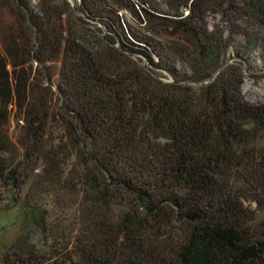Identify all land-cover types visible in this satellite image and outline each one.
<instances>
[{
	"label": "trees",
	"instance_id": "1",
	"mask_svg": "<svg viewBox=\"0 0 264 264\" xmlns=\"http://www.w3.org/2000/svg\"><path fill=\"white\" fill-rule=\"evenodd\" d=\"M75 3L0 0V264H264V0Z\"/></svg>",
	"mask_w": 264,
	"mask_h": 264
},
{
	"label": "rangeland",
	"instance_id": "2",
	"mask_svg": "<svg viewBox=\"0 0 264 264\" xmlns=\"http://www.w3.org/2000/svg\"><path fill=\"white\" fill-rule=\"evenodd\" d=\"M69 3L73 6V2L76 0H68ZM74 7V6H73ZM123 13H125L123 11ZM77 14H80L77 12ZM126 22L133 27L138 28L135 21L131 18V15L127 12L125 13ZM98 26L103 28L101 23H97ZM104 29V28H103ZM103 34L107 35V31L104 29ZM136 58L141 60V63L147 64L152 71V67L149 62L143 58L141 55H134ZM229 62L235 61L240 64L244 72V83L242 87V92L246 100L262 104L264 103V57L258 50H255L252 54L242 57L236 56L231 50V53L228 55ZM155 70V69H154ZM157 75H160L163 80H169L172 77L159 70L154 71ZM166 81V82H167ZM40 83V82H39ZM40 85V84H39ZM42 85V84H41ZM197 85V84H195ZM43 86V85H42ZM55 90V87H53ZM55 103V97L53 96ZM57 101V100H56ZM16 124V123H15ZM13 125L12 129H14ZM18 127L16 125L15 130ZM18 132V131H17ZM24 231V218L20 208L11 209V210H2L0 211V262L1 258L6 252V249L11 245V243L16 239V237L23 233Z\"/></svg>",
	"mask_w": 264,
	"mask_h": 264
},
{
	"label": "water",
	"instance_id": "3",
	"mask_svg": "<svg viewBox=\"0 0 264 264\" xmlns=\"http://www.w3.org/2000/svg\"><path fill=\"white\" fill-rule=\"evenodd\" d=\"M73 6H74V8H76V3L75 2H73ZM144 66H145L146 69L150 70V68H149V66L147 64H144ZM220 70L221 69L216 71L208 80L203 82V84H207V83L211 82L216 77V75L220 72ZM164 81H167V80H164ZM167 82H173V79H169Z\"/></svg>",
	"mask_w": 264,
	"mask_h": 264
}]
</instances>
